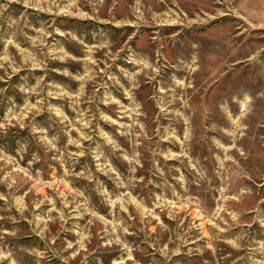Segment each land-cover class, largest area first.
Listing matches in <instances>:
<instances>
[{
  "label": "rangeland",
  "instance_id": "obj_1",
  "mask_svg": "<svg viewBox=\"0 0 264 264\" xmlns=\"http://www.w3.org/2000/svg\"><path fill=\"white\" fill-rule=\"evenodd\" d=\"M0 264H264V0H0Z\"/></svg>",
  "mask_w": 264,
  "mask_h": 264
}]
</instances>
